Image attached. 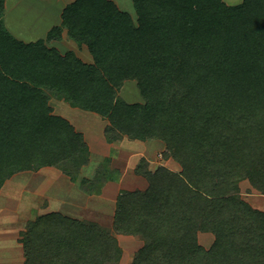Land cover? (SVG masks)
Here are the masks:
<instances>
[{
  "label": "trees",
  "instance_id": "obj_1",
  "mask_svg": "<svg viewBox=\"0 0 264 264\" xmlns=\"http://www.w3.org/2000/svg\"><path fill=\"white\" fill-rule=\"evenodd\" d=\"M5 1L0 192L15 174L43 167L76 181L89 163L83 134L53 114L54 96L107 120L109 143L161 140L164 158L181 167L142 160L147 189L120 193L113 231L143 242L129 264H264V211L243 198L246 185L264 196V0H133L136 22L112 0H73L62 27L87 46L91 64L45 40L17 39ZM62 27L47 41L61 39ZM130 80L144 103L120 96ZM98 173L102 183L119 180ZM209 232L207 249L198 235ZM20 242L25 264H120L123 256L110 229L58 213L29 221Z\"/></svg>",
  "mask_w": 264,
  "mask_h": 264
},
{
  "label": "crops",
  "instance_id": "obj_2",
  "mask_svg": "<svg viewBox=\"0 0 264 264\" xmlns=\"http://www.w3.org/2000/svg\"><path fill=\"white\" fill-rule=\"evenodd\" d=\"M112 1L121 11L128 12L135 19L137 16L135 7L134 11H131L128 10L126 0ZM71 2L73 0H6L3 20L8 31L25 43L45 40L49 48H56L62 55L74 52L84 62L94 63V57L87 46L79 45L69 36L68 30L62 27V14ZM27 10L31 11L28 18ZM54 27H62V37L48 42L49 32ZM128 87L130 89L127 91ZM123 95L129 103H144L137 82L136 86L131 83L127 84ZM49 103L54 115L68 120L77 132L83 134L90 151L89 163L80 170L76 181L56 167L20 172L6 181L0 192V207L2 208H0V215L3 212L9 215L0 217V264H25V252L20 242L21 232L25 230L29 221L52 213L80 221L93 222L110 229L123 249L120 264H129L127 259L143 246V242L134 236L121 235L113 231L120 193L125 190L147 189L149 185L147 179L137 174L138 165L142 160H146L152 169L168 164L166 167L180 173L181 167L173 159L164 158L166 144L161 140L141 141L124 137L121 141L109 143L105 135L109 122L99 114L72 107L65 100L54 96H51ZM157 154L162 159L164 158V163L160 162ZM108 160L110 164L104 168ZM170 161H174L175 164H170ZM98 168L105 174L116 172L119 174V180L102 183V176L100 177L99 173L96 174ZM95 175L100 177L99 182H94V179L92 183L82 185L83 180L92 179ZM45 181L50 182L48 186ZM32 182H34L33 185ZM96 183L101 189L98 192H95ZM21 186L24 194L29 192L38 196L29 204L28 208H31V211L29 215L26 212L24 219H21L20 212L22 202L19 197H14L7 190ZM22 200L25 201V196ZM209 233L198 235L200 244L207 249L214 243L210 235L212 233Z\"/></svg>",
  "mask_w": 264,
  "mask_h": 264
},
{
  "label": "rangeland",
  "instance_id": "obj_3",
  "mask_svg": "<svg viewBox=\"0 0 264 264\" xmlns=\"http://www.w3.org/2000/svg\"><path fill=\"white\" fill-rule=\"evenodd\" d=\"M125 1V0H124ZM227 5H229V6H234V5H239V4H241V3H243V1L244 0H223ZM125 2H128V10L130 9L131 11H134V6H133V3H132V0H126ZM131 3H132V7H131ZM124 4V3H123ZM125 5V4H124ZM30 9V8H29ZM24 10H25V8H24ZM29 10H27V18L28 17H30V12L31 11H33L32 10V8H31V11H29ZM34 14V13H33ZM135 22L137 21V16H135ZM129 83H131V84H135V86H136V82L135 81H132V80H130V81H128V83H125L124 84V86L122 87V89H121V91H120V96L123 98V99H125L124 98V95H123V91H124V89H125V86H127V84H129ZM130 89V87H128V89H127V91ZM157 157L158 158H160V162H162V163H164L165 161H164V158L162 159L161 157H159V155L157 154ZM164 161V162H163ZM171 163L170 164H175L174 163V161H170ZM168 164H166L165 166H167ZM104 166H109V163H105V165ZM178 166V165H177ZM97 167V166H96ZM151 168V167H150ZM152 169V168H151ZM56 170H58V169H56ZM60 171H62V170H60ZM59 172V171H58ZM60 173V172H59ZM62 173H63V171H62ZM47 182V183H46ZM45 183H46V185L48 186L49 185V183L50 182H48V181H45ZM34 184V182H32V185ZM95 192H98V191H100V187H99V185H98V183H96L95 185ZM23 187L21 186L20 188L18 187V188H16V189H13V190H11V189H7L9 192H11V195H14V197H16V198H18L19 197V199H20V201L22 202V204H21V209H20V212H21V219H24L25 218V214H26V212H27V215H29V212L31 211V208H28L29 207V204L32 202V200H34V199H37L38 198V196H36V195H34V194H31V193H26V194H24V190L22 189ZM245 188H246V190H245ZM248 188H250V186H247L246 185V187H244V193H243V198L247 201V202H249L254 208H256V209H260V210H263L264 211V196L263 195H261V194H259L257 191H254V190H249ZM249 190V193H247V191ZM29 190H31V188L29 189ZM23 196H25V201H23L22 199H23ZM2 200H4L3 198H2ZM1 200V201H2ZM18 201V200H17ZM1 208V207H0ZM4 208V207H3ZM2 209V208H1ZM4 210V209H3ZM7 215H9V214H7L6 212H3V214L2 215H0V217H4V216H7ZM210 234V233H209ZM208 234V235H209ZM211 236H212V243L214 242V235L213 234H210ZM136 239H138L137 237H135ZM210 247V246H209ZM133 255L134 254H131L130 256H129V258L127 259V261H128V263L131 261V259H132V257H133Z\"/></svg>",
  "mask_w": 264,
  "mask_h": 264
}]
</instances>
